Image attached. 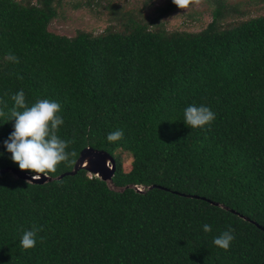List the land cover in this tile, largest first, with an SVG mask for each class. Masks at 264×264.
<instances>
[{
  "label": "trees",
  "instance_id": "trees-1",
  "mask_svg": "<svg viewBox=\"0 0 264 264\" xmlns=\"http://www.w3.org/2000/svg\"><path fill=\"white\" fill-rule=\"evenodd\" d=\"M202 1L210 20L196 31L168 29L173 0L150 14L77 1L102 8L106 24L67 36L48 30L64 0H0V168L21 170L4 141L23 90L29 106L61 104L57 135L71 143L52 176L92 147L115 159V187L164 188L114 191L83 169L43 184L0 173V264H264V0ZM189 105L215 120L188 127ZM117 130L123 139L109 142ZM229 229L225 251L213 240Z\"/></svg>",
  "mask_w": 264,
  "mask_h": 264
},
{
  "label": "clouds",
  "instance_id": "clouds-1",
  "mask_svg": "<svg viewBox=\"0 0 264 264\" xmlns=\"http://www.w3.org/2000/svg\"><path fill=\"white\" fill-rule=\"evenodd\" d=\"M199 3L200 0H173V3L186 9L191 3ZM6 60L19 63V58L9 54ZM22 78V77H21ZM14 105L10 110L11 119H15L14 131H12L4 141L11 159L17 163L21 170H30L33 175L32 180L44 177H52L57 171V165L67 161L69 153L66 151L71 141L61 139L57 132L64 123L63 117L59 115L61 104L50 99H38L29 106L26 103L23 90L11 96ZM21 109L23 111H21ZM4 111L0 110V117L4 116ZM216 114L207 106L189 105L184 110V123L190 128H204L211 125L215 120ZM123 130L111 132L107 136L109 142H116L123 139ZM28 181L27 183H31ZM41 228L33 226L32 229L24 231L20 240V245L24 250L36 246L37 233ZM205 232H210L211 226H203ZM234 230L229 229L214 238V245L227 251L230 247ZM41 241L43 237L40 238Z\"/></svg>",
  "mask_w": 264,
  "mask_h": 264
},
{
  "label": "rangeland",
  "instance_id": "rangeland-1",
  "mask_svg": "<svg viewBox=\"0 0 264 264\" xmlns=\"http://www.w3.org/2000/svg\"><path fill=\"white\" fill-rule=\"evenodd\" d=\"M60 15L51 20L48 30L51 32L71 36L77 29L92 31L101 30L106 24L104 10L95 6L90 10L86 6L74 7V3L81 0H64ZM123 6L134 7L147 4L145 13L150 14L155 6H161L166 0H116ZM260 6V4H258ZM168 29H184L196 31L204 27L210 20V11L207 5L200 0L191 3L186 9L177 8L164 17ZM123 171L130 169L128 155L123 156L121 164Z\"/></svg>",
  "mask_w": 264,
  "mask_h": 264
},
{
  "label": "water",
  "instance_id": "water-1",
  "mask_svg": "<svg viewBox=\"0 0 264 264\" xmlns=\"http://www.w3.org/2000/svg\"><path fill=\"white\" fill-rule=\"evenodd\" d=\"M80 169L87 171L89 174L97 176L99 179L103 180L107 186L114 191H123L125 188H132L135 192L144 193L146 190L159 188L164 189L162 186L157 184H150L148 186L143 185H126L121 188H117L112 184V177L116 171V162L111 154L106 152L105 150H99L92 147H85L80 152L77 158L75 159L73 166L70 170L65 171L57 176L52 177H44L41 175L40 179L32 180L34 174H30L28 172H24L13 167H4L0 168V173L8 172L15 176L16 178H20L26 182L32 181L33 184H43L46 182H50L53 180H59L66 175H75ZM195 197V196H193ZM213 205L221 204L218 202L209 201ZM233 212V211H232ZM244 219H248L243 217ZM257 227L261 228V226L257 225Z\"/></svg>",
  "mask_w": 264,
  "mask_h": 264
},
{
  "label": "bare ground",
  "instance_id": "bare-ground-1",
  "mask_svg": "<svg viewBox=\"0 0 264 264\" xmlns=\"http://www.w3.org/2000/svg\"><path fill=\"white\" fill-rule=\"evenodd\" d=\"M166 3V2H165Z\"/></svg>",
  "mask_w": 264,
  "mask_h": 264
}]
</instances>
